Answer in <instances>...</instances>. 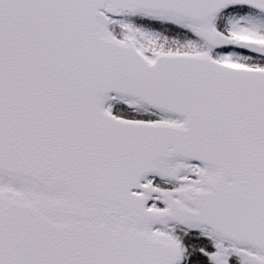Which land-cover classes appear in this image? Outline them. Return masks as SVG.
<instances>
[{
    "label": "snow or ice",
    "instance_id": "obj_1",
    "mask_svg": "<svg viewBox=\"0 0 264 264\" xmlns=\"http://www.w3.org/2000/svg\"><path fill=\"white\" fill-rule=\"evenodd\" d=\"M0 264H264V0H0Z\"/></svg>",
    "mask_w": 264,
    "mask_h": 264
}]
</instances>
